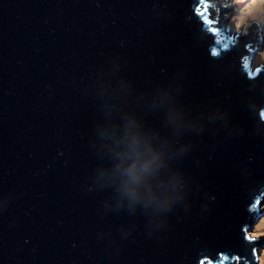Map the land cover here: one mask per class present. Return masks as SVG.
<instances>
[{
    "label": "water",
    "instance_id": "obj_1",
    "mask_svg": "<svg viewBox=\"0 0 264 264\" xmlns=\"http://www.w3.org/2000/svg\"><path fill=\"white\" fill-rule=\"evenodd\" d=\"M250 44L227 0H0V264H255Z\"/></svg>",
    "mask_w": 264,
    "mask_h": 264
},
{
    "label": "clouds",
    "instance_id": "obj_2",
    "mask_svg": "<svg viewBox=\"0 0 264 264\" xmlns=\"http://www.w3.org/2000/svg\"><path fill=\"white\" fill-rule=\"evenodd\" d=\"M206 3L209 4L210 6V0H205ZM242 2V0H232V4H238ZM205 12H207V9H204ZM211 15V13H208ZM205 23H208L210 25L212 24H217L218 21L216 19L212 20H207L205 19ZM232 23L236 31H247V28L252 24V23H257V24H264V14L254 16L251 18H246L243 10L240 9V12L237 16L232 18ZM252 52H250L251 54ZM215 54V53H214ZM250 56V55H249ZM248 56V57H249ZM248 57H247V62H248ZM249 64V62H248ZM249 68H251L249 64ZM252 70L254 69H263L264 70V64L262 66H258L256 68H251ZM258 71V70H257ZM251 75V74H250ZM139 141L137 139H133L131 143V148L134 150L132 152V155H134L136 158L132 160V162L127 166L123 167L122 171L123 174L127 177V179L124 181L122 184V190L123 192L131 197L132 199H136L138 197V191H137V186L140 185L147 174L151 173L153 171V166L155 165L156 162V157H152L151 159L144 160L141 162L140 160V152L138 148L136 147L138 145ZM122 166H118V169H120ZM260 213H258L259 215ZM264 236V219L261 220L260 226L257 228V230L249 235L245 236L246 240H256L258 237ZM253 254L254 256L257 255V250L253 249ZM255 258H258V264H264V250H260L258 257L256 256ZM242 259V258H240ZM239 257H236L235 260L238 261L237 264H240L239 262L242 261L245 264L249 263L245 259L240 260ZM233 259L231 260V262Z\"/></svg>",
    "mask_w": 264,
    "mask_h": 264
},
{
    "label": "rangeland",
    "instance_id": "obj_3",
    "mask_svg": "<svg viewBox=\"0 0 264 264\" xmlns=\"http://www.w3.org/2000/svg\"><path fill=\"white\" fill-rule=\"evenodd\" d=\"M231 15V20L233 17L237 16L240 12V9L243 10V13L246 18H251L254 16L262 15L264 14V0H242V2L233 5L232 0H227ZM253 8V12L248 13L250 7ZM252 31L250 33H253L256 36L255 41H252V44L249 45V51L252 52L250 56L248 57V62L251 66V68H256L258 66H262L264 64V24H257L252 23L251 24ZM250 27V26H249ZM248 27V28H249ZM247 28V30H248ZM250 29V28H249ZM242 35L244 34V31H241ZM247 33V31H246ZM251 35V34H250ZM257 40V41H256ZM259 215L257 217V220L255 221L254 225L252 226L249 234L254 233L257 228L260 226V222L262 219H264V197L262 198L260 209H259ZM257 243L256 247L254 249L257 250V255L254 256V263L258 264V257L259 251L264 250V236H260L255 240ZM254 245L253 242L251 243V246ZM237 260H233L231 264H237ZM240 264H245L244 262L240 261ZM250 264V263H247Z\"/></svg>",
    "mask_w": 264,
    "mask_h": 264
},
{
    "label": "bare ground",
    "instance_id": "obj_4",
    "mask_svg": "<svg viewBox=\"0 0 264 264\" xmlns=\"http://www.w3.org/2000/svg\"><path fill=\"white\" fill-rule=\"evenodd\" d=\"M253 8H254V7L251 6V7L249 8L248 13L253 12V11H252ZM251 27H252V26L250 25V27H249L250 29L248 28L247 33L244 32V34H245V35L247 36V38H249L250 40H254V41H255L256 36H255L253 33H250V32L252 31V28H251ZM244 34H243V35H244ZM250 34H251V35H250ZM256 41H257V40H256ZM257 242H258V241H257ZM257 242L254 241V242H253V244H254L253 246L257 245V244H256ZM239 259H240V257H239Z\"/></svg>",
    "mask_w": 264,
    "mask_h": 264
}]
</instances>
